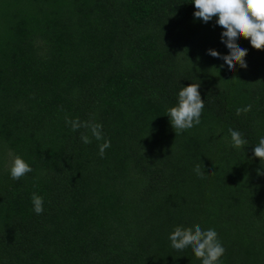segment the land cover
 <instances>
[{"label": "trees", "instance_id": "obj_1", "mask_svg": "<svg viewBox=\"0 0 264 264\" xmlns=\"http://www.w3.org/2000/svg\"><path fill=\"white\" fill-rule=\"evenodd\" d=\"M195 11L192 0H0V264H202L169 240L196 224L218 233L219 264H264V51L241 37L248 67L230 71L208 55L229 54L218 18ZM191 83L201 123L175 134L167 110ZM66 118L103 126V157L104 140ZM229 129L248 143L234 148ZM16 156L32 168L20 180Z\"/></svg>", "mask_w": 264, "mask_h": 264}, {"label": "clouds", "instance_id": "obj_2", "mask_svg": "<svg viewBox=\"0 0 264 264\" xmlns=\"http://www.w3.org/2000/svg\"><path fill=\"white\" fill-rule=\"evenodd\" d=\"M192 3L196 8L194 12L196 19L207 24L214 18H218L216 24L224 29L221 33V42L226 46L229 54L222 56L218 51L210 49L208 55L222 59L230 71H235L236 65L242 69L248 67L245 61L248 52L238 44L241 37L249 40L254 49L264 51V0H192ZM185 51L188 56V49L177 56ZM204 107L205 101L201 97L200 84L191 83L187 87H182L178 93L177 104L167 110V116L170 117V124L175 134L198 126L201 123L200 117ZM251 108V105L242 109L237 108L236 114L250 112ZM66 123L71 126L72 131H78L82 126L90 128L96 140H104L101 124L85 122L82 125L78 118L76 120L66 118ZM229 133L234 148L240 149L248 143L239 131L229 129ZM81 140L85 144L92 142L89 136L84 134H81ZM110 146V140H104V143L99 146L101 157ZM254 156L260 160L261 164H264V137H261L254 147ZM9 171L13 180H20L32 172V168L23 158L16 156L11 162ZM194 171L199 178H205L199 165ZM257 174L264 176V170L258 169ZM31 200L33 211L37 215L43 214V197L33 193ZM169 240L171 246L178 251L191 248L202 264H219L221 257L225 254V248L218 239L215 229L204 230L199 224L189 228L176 226L169 235Z\"/></svg>", "mask_w": 264, "mask_h": 264}]
</instances>
